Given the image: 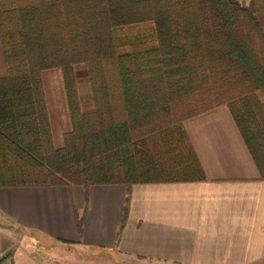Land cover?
I'll return each mask as SVG.
<instances>
[{
	"label": "trees",
	"instance_id": "1",
	"mask_svg": "<svg viewBox=\"0 0 264 264\" xmlns=\"http://www.w3.org/2000/svg\"><path fill=\"white\" fill-rule=\"evenodd\" d=\"M244 2L0 0V187L79 184L87 198L91 184H122L119 236L133 184L205 178L182 117L173 120L176 103L209 83L219 99L203 109L228 106L264 179V54L254 41H264V0ZM143 22L148 32L120 35ZM50 68L61 71L70 117L61 147L41 78ZM75 217L80 232L84 214Z\"/></svg>",
	"mask_w": 264,
	"mask_h": 264
},
{
	"label": "crops",
	"instance_id": "2",
	"mask_svg": "<svg viewBox=\"0 0 264 264\" xmlns=\"http://www.w3.org/2000/svg\"><path fill=\"white\" fill-rule=\"evenodd\" d=\"M184 126L205 178L133 184L119 236L122 184L0 187V264H264V179L229 109Z\"/></svg>",
	"mask_w": 264,
	"mask_h": 264
},
{
	"label": "rangeland",
	"instance_id": "3",
	"mask_svg": "<svg viewBox=\"0 0 264 264\" xmlns=\"http://www.w3.org/2000/svg\"><path fill=\"white\" fill-rule=\"evenodd\" d=\"M249 0H245V4H248ZM262 23V28L264 30V21ZM149 25L150 23L143 22V23H137L133 25H128L120 28V35H129V36H135L137 34H142L145 32L149 31ZM256 38V37H255ZM257 43H259L260 50L264 54V41H260L258 39L255 40ZM5 72L2 57H1V51H0V76L3 75ZM41 78H42V84H43V89L45 93V98L47 102V109L49 113V118H50V125L52 129V143L53 146L55 147H61L63 144V135L70 130L71 125H70V117L68 114V109H67V103H66V97H65V91L63 88V81H62V74L59 68H50V69H45L41 73ZM218 91V88L214 84L208 85V87L204 90L198 91L192 95H189L183 100L179 101L175 105V112L174 116L176 117L173 121H176L180 116L182 117L181 119V124L183 125L184 129L185 126L184 124L191 118L202 115L207 113L210 110H213L218 107H227L226 104H220L218 106H215L213 108H208L206 110L203 109V107H208L213 105L215 101L219 99V96L215 93ZM118 94V92H117ZM115 94L113 96L112 104L113 107L117 110L119 114L122 115L121 109H122V101L119 99V94ZM260 99L264 103V95L259 94ZM229 109V108H228ZM193 111H197L196 114L194 115H189ZM230 111V110H229ZM231 114V113H230ZM170 121V119L163 120L162 123L167 124ZM163 126V125H161ZM149 145L152 146L156 154L159 156L161 154L158 143L156 142L155 138L152 136L148 138ZM162 156V155H161ZM163 159V158H162ZM161 159V161H162ZM36 242L38 240L36 239ZM58 242H46L42 241V247H38L36 250L37 252H45L48 249H50V253L47 251L46 254H54L55 256H48L51 259H59V252L61 251L62 246Z\"/></svg>",
	"mask_w": 264,
	"mask_h": 264
},
{
	"label": "water",
	"instance_id": "4",
	"mask_svg": "<svg viewBox=\"0 0 264 264\" xmlns=\"http://www.w3.org/2000/svg\"><path fill=\"white\" fill-rule=\"evenodd\" d=\"M3 256H4V254H1V256H0V257L2 258Z\"/></svg>",
	"mask_w": 264,
	"mask_h": 264
}]
</instances>
